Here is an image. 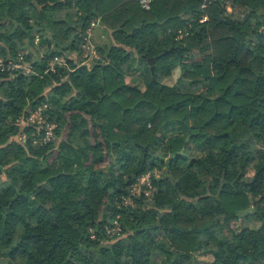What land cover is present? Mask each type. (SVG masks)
I'll list each match as a JSON object with an SVG mask.
<instances>
[{"label":"trees","instance_id":"obj_1","mask_svg":"<svg viewBox=\"0 0 264 264\" xmlns=\"http://www.w3.org/2000/svg\"><path fill=\"white\" fill-rule=\"evenodd\" d=\"M200 1L0 0V264H264V0Z\"/></svg>","mask_w":264,"mask_h":264},{"label":"built area","instance_id":"obj_2","mask_svg":"<svg viewBox=\"0 0 264 264\" xmlns=\"http://www.w3.org/2000/svg\"><path fill=\"white\" fill-rule=\"evenodd\" d=\"M223 1L224 3H227L228 0H220ZM150 2L151 0H139V3L142 8L144 9H149L150 7ZM211 2V0H201L199 4V8L204 11L208 4ZM227 9H230L227 7ZM206 15H201L200 21H205L206 20ZM98 25V20H92L87 27L86 30V35L84 37V42L82 44V53L81 57L83 58L82 63H87L90 62L92 59L97 57V50H96V45L93 42L91 35H92V30L94 29L95 26ZM184 34H186V27L183 29H179L177 32V37H181ZM60 62V58L58 56L53 57L52 60L49 62V68L53 70V66L55 63ZM81 63V64H82ZM9 70V71H14V70H22L26 73H29L32 71V67L30 66L29 63L24 62L23 56L22 55H17L16 58L13 59H4L0 57V70ZM40 109H38L36 112H33L29 115V117L26 120V123H32L36 117L41 118V121L39 124L43 123L42 116L40 114ZM45 132L43 138L40 140V142H45L49 140L53 136V129L55 128L54 124H49L45 123L44 124ZM151 176L158 177L159 176V171L153 170L151 172H148L146 174H143L141 177L138 178V180L131 186V194L135 195L141 192L143 187H146L147 189L151 188V182L150 178ZM149 191L145 190V194H147ZM124 202L126 204H131L130 198H125ZM121 226L120 223L117 220H113L110 225L105 226L104 232L107 235V237H113L114 235H119L121 232ZM93 237V235H92Z\"/></svg>","mask_w":264,"mask_h":264},{"label":"rangeland","instance_id":"obj_3","mask_svg":"<svg viewBox=\"0 0 264 264\" xmlns=\"http://www.w3.org/2000/svg\"><path fill=\"white\" fill-rule=\"evenodd\" d=\"M97 26L94 27V29L92 30V35H91V38H92L94 43L95 42H99V40H97V38H98V31H97L98 28H97ZM142 67H143V70H144L143 75L140 74V73H136V76H133L132 79L131 78L127 79L130 82H133V83L135 82L136 84H138L141 87L146 85V83L148 82L149 77H150V73H149L148 67L147 68H145L146 66L145 67L142 66ZM175 78H176V74L173 73V75L171 74L167 78L166 82L167 83H172V82L175 81ZM40 121H41V118H38V116H37L36 119L32 122V124L41 125V124H39ZM42 127H44V125ZM159 174H160V172H159ZM191 190H193V188H191L189 191H191ZM242 223L247 225V226H250V227H255V226H257L258 221H256L253 218H246V219H244V221H242ZM197 259L199 260V264H207V262H209L211 260V256L207 255V254H204V255L197 256Z\"/></svg>","mask_w":264,"mask_h":264},{"label":"water","instance_id":"obj_4","mask_svg":"<svg viewBox=\"0 0 264 264\" xmlns=\"http://www.w3.org/2000/svg\"><path fill=\"white\" fill-rule=\"evenodd\" d=\"M164 52L165 51H163V53ZM143 58L146 59L147 63L149 64L150 71H151V73H153V70H154V62H155L156 57H147V56L143 55Z\"/></svg>","mask_w":264,"mask_h":264},{"label":"crops","instance_id":"obj_5","mask_svg":"<svg viewBox=\"0 0 264 264\" xmlns=\"http://www.w3.org/2000/svg\"><path fill=\"white\" fill-rule=\"evenodd\" d=\"M97 28H98V30H97L98 31V38H97V40L106 39L105 38V36H106L105 32L100 27H97Z\"/></svg>","mask_w":264,"mask_h":264}]
</instances>
